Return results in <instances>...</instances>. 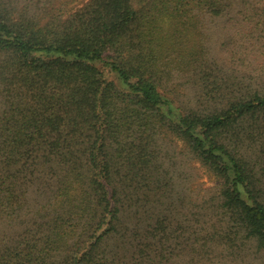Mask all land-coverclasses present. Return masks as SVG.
Instances as JSON below:
<instances>
[{"label": "trees", "instance_id": "16d2710c", "mask_svg": "<svg viewBox=\"0 0 264 264\" xmlns=\"http://www.w3.org/2000/svg\"><path fill=\"white\" fill-rule=\"evenodd\" d=\"M225 16L264 35V0H0V264H264V67L216 63ZM160 137L216 181L200 246Z\"/></svg>", "mask_w": 264, "mask_h": 264}, {"label": "rangeland", "instance_id": "374dc122", "mask_svg": "<svg viewBox=\"0 0 264 264\" xmlns=\"http://www.w3.org/2000/svg\"><path fill=\"white\" fill-rule=\"evenodd\" d=\"M206 23L207 46L210 55L219 66L222 65L225 69L230 68L237 72L243 70L245 66L249 67L248 72L261 71L260 66L264 67V55L261 54V51L264 50V35L255 36L248 40L244 33L245 30H238L240 25L235 20H229L226 16L207 19ZM242 58L244 59L243 64L240 63ZM98 67L103 72L105 71L100 64ZM104 75L107 79L111 78L106 72ZM183 91L185 94L191 92L190 89ZM160 147L166 156L165 165L173 170L174 190L177 197L183 198L184 202L188 204V206L185 205V210H188L186 213H189L191 219L188 223L197 232L190 235L193 239L192 244L200 246L206 233L211 234L213 229L220 232L217 221L218 212L212 207L216 181L203 166L187 154L180 142L171 141L169 137L163 139L160 137ZM212 225H215V228ZM195 236L197 237L195 238ZM236 242L240 247L237 250L240 254L235 261L221 260L218 263L217 259L220 257H215L214 254H209L205 261L203 260L204 257L201 258L200 255H191L190 257L185 254L178 257L180 261L177 264H207L210 262L212 264H245L246 262L261 264V256L259 253H255L256 249L253 246L246 242L242 244L238 240Z\"/></svg>", "mask_w": 264, "mask_h": 264}]
</instances>
